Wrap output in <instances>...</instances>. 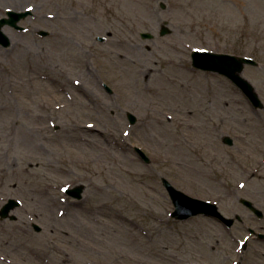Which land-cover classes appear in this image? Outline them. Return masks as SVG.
<instances>
[{
    "label": "rangeland",
    "instance_id": "rangeland-1",
    "mask_svg": "<svg viewBox=\"0 0 264 264\" xmlns=\"http://www.w3.org/2000/svg\"><path fill=\"white\" fill-rule=\"evenodd\" d=\"M10 10L30 12L0 44V207L20 202L0 219V264H107L116 251L264 264L249 232L264 233V0H0V18ZM193 49L252 57L241 74L263 107L192 67ZM162 178L240 220L173 218ZM77 185L81 199L64 192Z\"/></svg>",
    "mask_w": 264,
    "mask_h": 264
},
{
    "label": "water",
    "instance_id": "water-1",
    "mask_svg": "<svg viewBox=\"0 0 264 264\" xmlns=\"http://www.w3.org/2000/svg\"><path fill=\"white\" fill-rule=\"evenodd\" d=\"M161 7H164V5L161 4ZM29 12L30 11L28 10L22 12L7 11L6 14L8 16L0 18V44L4 46H7L9 44V38L2 31V27L8 24L16 29H19L20 27L17 25V22ZM169 32L170 30L163 25L160 30V35H165ZM140 36L143 39H150L153 37V35L148 32L140 33ZM191 59L192 65L194 67L207 71H214L229 78L247 96V98L255 108L263 107V103L260 100L257 92L255 91L254 86L241 75L244 65H257V62L255 60L249 57L235 56L224 53H214L205 50H193L191 52ZM105 88L110 92V89L107 86H105ZM127 116L131 124L136 121V118L133 114L127 113ZM222 140L227 144H232V139L228 136H224ZM135 150L145 162H149L148 157L139 148H135ZM162 183L175 206V210L173 211L172 215L176 218H186L190 215L202 213L218 218L228 227H230L234 222V218L224 217L218 211L216 204L192 198L182 191L176 189L164 178H162ZM83 188V185H79L74 188L67 189V193L75 198H81ZM239 201L243 205L248 207L251 211H253L258 217H262V211L257 209L252 202L244 198H239ZM17 205H19L18 201L9 199V201L0 209L1 218L8 216L9 210L13 209ZM10 218L14 219L15 216L11 215ZM235 218L240 220V217L238 215H235ZM35 229L39 230V227L35 226ZM250 231L253 232L252 230ZM257 236L264 239L263 234L259 233Z\"/></svg>",
    "mask_w": 264,
    "mask_h": 264
},
{
    "label": "bare ground",
    "instance_id": "bare-ground-1",
    "mask_svg": "<svg viewBox=\"0 0 264 264\" xmlns=\"http://www.w3.org/2000/svg\"><path fill=\"white\" fill-rule=\"evenodd\" d=\"M110 53H114V51L111 50ZM148 67H149L148 69H152V66L150 63L148 64ZM87 128L91 129L90 127H87ZM114 215H115V218L120 219L122 222H128V217L121 214L119 211H115ZM158 219H159V221H161L160 218H158ZM128 224L131 228L136 229V230L138 229V227L135 226V223L128 222ZM95 234L98 235L97 240L99 241V228L98 227L95 228ZM95 250L97 253H99L98 248L95 247ZM236 252H237V250H235V252L233 254H236ZM124 258H128L129 261L132 262V264H145V263H141V261L139 259L134 258V257H129V256H127V255H125L119 251L111 252L109 254L108 258H106L104 262H106L107 264H111L112 262H115L118 260H124ZM187 264H189V263H187Z\"/></svg>",
    "mask_w": 264,
    "mask_h": 264
}]
</instances>
